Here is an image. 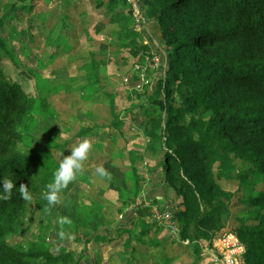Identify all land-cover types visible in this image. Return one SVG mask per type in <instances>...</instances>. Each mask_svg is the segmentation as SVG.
<instances>
[{
    "label": "trees",
    "instance_id": "trees-1",
    "mask_svg": "<svg viewBox=\"0 0 264 264\" xmlns=\"http://www.w3.org/2000/svg\"><path fill=\"white\" fill-rule=\"evenodd\" d=\"M32 1L14 0L0 18V27L5 18L10 19ZM95 1L96 6L114 13L110 21L119 26L122 45L134 47L131 54L150 50L137 44L136 38L143 36L155 51L157 43L165 49L150 105L141 107L149 118L144 131L151 143L139 154L129 150L126 169L132 184L124 192L121 188L125 203H137L141 197L145 178L138 164H147L148 159L151 167L147 170L154 163L153 168L163 175L164 187L180 193L182 208L173 210V219L180 222V240L188 241L194 258H199L200 241L211 246L224 228L225 201L229 202L233 193L217 182L214 168L220 151L233 154L247 167L242 181L260 183L262 189L246 195L249 216L256 223H242L231 233L245 248L241 264H264V0H143L140 6L149 22L142 23L140 31L134 30L123 11L114 12L125 0ZM0 50L14 58L2 35ZM36 88L37 97L28 95L0 68V178H11L17 185L11 199L0 200V264H79L73 250L57 246L53 251L45 237L26 245L7 241V236L27 231L31 208L39 212L52 207L43 199L58 167L49 148L35 153L18 146L20 128L37 114L36 105L42 107L44 118L54 115L41 95L43 89L37 84ZM114 118L112 124L120 127L119 118ZM84 133L86 130L81 135ZM20 184L29 187L33 201L20 198ZM139 205L152 220L151 207L143 202ZM92 219L88 207H78L72 225L59 226L62 239L76 234L75 240L83 237L89 242ZM149 224L138 218L133 227L139 231L131 235L128 230L123 249L128 251L133 241H141L140 232L147 234L153 229L157 233L162 228L155 221ZM92 238L96 243L105 239L99 234ZM160 242L164 244L162 238Z\"/></svg>",
    "mask_w": 264,
    "mask_h": 264
},
{
    "label": "rangeland",
    "instance_id": "rangeland-1",
    "mask_svg": "<svg viewBox=\"0 0 264 264\" xmlns=\"http://www.w3.org/2000/svg\"><path fill=\"white\" fill-rule=\"evenodd\" d=\"M13 2L0 0V18ZM142 2L125 0L124 6L117 5L114 12L123 11L131 18L134 30L140 31L149 22L144 8L141 9ZM28 5L18 8L10 19L5 18L0 27L5 47L14 57L0 50V68L28 95L38 96L36 84L43 89L41 95L54 115L44 118L40 113L42 107L36 105L37 114L26 122L27 126L20 128L19 149L39 153L42 148H49L58 166L63 156L70 154L69 147L82 139L88 138L93 148L84 173L61 191L59 202L46 211L31 208L26 218L27 231L7 236L8 243L26 245L45 237L53 251L57 246L73 250L80 258L79 264H227L229 260L241 264L244 245H237L239 251L229 254L221 250L220 243L209 248L207 242L200 241V256L194 258L188 242L180 240L178 231H171L169 224L160 225L162 228L157 233L153 229L147 234L140 232L141 241H133L128 251L123 249L128 230L131 235L139 231L133 227L138 218L143 217L148 226L154 222L138 206L142 197L137 203L127 204L121 192L132 184L126 169L129 150L139 154L151 143L144 131L149 118L141 107L150 105L165 49L157 43L158 51H155L147 36H143L136 38V42L150 50L138 49L137 55L131 54L134 47L122 45L119 26L110 21L114 13H109L105 6H96L95 0H33ZM115 116L120 127L112 124ZM84 130L86 133L81 135ZM219 154L220 160L214 168L216 180L233 197L225 201L228 212L223 218L224 228L217 236L234 231L242 223H256L249 216L251 206L245 203L246 195L262 189L260 183L242 181L247 167L240 159L223 150ZM146 162L138 164L140 174L150 183L162 181L161 171L153 168L152 162L153 169L147 170L151 166L148 159ZM98 166L111 173L110 180L96 175ZM167 191L172 204L181 206L180 193L172 188ZM149 204L145 201L144 206ZM81 206L88 207L93 214L89 226L91 240L86 243L83 237L75 240V233L62 239L58 218L67 216L73 223L76 209ZM175 223L178 228L180 222ZM95 234L104 236V241L94 242Z\"/></svg>",
    "mask_w": 264,
    "mask_h": 264
},
{
    "label": "clouds",
    "instance_id": "clouds-1",
    "mask_svg": "<svg viewBox=\"0 0 264 264\" xmlns=\"http://www.w3.org/2000/svg\"><path fill=\"white\" fill-rule=\"evenodd\" d=\"M92 148L93 144L88 138H84L79 144L69 147L70 154L64 155L59 161L58 167L53 173L52 182L47 185V192L43 194V199L47 201L49 206H55L59 202L61 191L75 181L78 175L84 173L85 162ZM95 172L102 179H111V173L103 166H98ZM16 186V182L13 179L0 178V200L11 199L13 189ZM18 193L24 201L31 202L34 199L33 193L25 184L19 185ZM57 223L60 225H71L72 221L67 216H61L58 218Z\"/></svg>",
    "mask_w": 264,
    "mask_h": 264
},
{
    "label": "built area",
    "instance_id": "built-area-1",
    "mask_svg": "<svg viewBox=\"0 0 264 264\" xmlns=\"http://www.w3.org/2000/svg\"><path fill=\"white\" fill-rule=\"evenodd\" d=\"M136 11V9L134 10ZM150 206V205H148ZM151 214H152V219L159 225H170L171 231H178V228L176 227V223L173 219V210H161L157 206H151ZM188 242V241H187ZM218 243L221 244L222 249L218 247V250H226L227 252L234 253L236 251H239L240 247L243 246V244L239 241L237 236L234 233L231 232H225L218 237L214 238L212 240L211 246H208L209 248L217 247ZM239 245L238 247H236ZM244 247V246H243ZM227 264H239L238 261L234 260H229L227 261Z\"/></svg>",
    "mask_w": 264,
    "mask_h": 264
},
{
    "label": "crops",
    "instance_id": "crops-1",
    "mask_svg": "<svg viewBox=\"0 0 264 264\" xmlns=\"http://www.w3.org/2000/svg\"><path fill=\"white\" fill-rule=\"evenodd\" d=\"M160 175H161L162 181H160V179L159 180H152L150 183V180L148 178H145V181L143 184V189H142L143 191L141 194V197L143 199L141 201L144 204H145V201L150 202L151 203V204H149L150 207L151 206H157L163 210L181 209L182 206L172 204V199L168 195L169 191H167V188H165L163 186V175L161 172H160ZM158 189H160V190H158Z\"/></svg>",
    "mask_w": 264,
    "mask_h": 264
}]
</instances>
